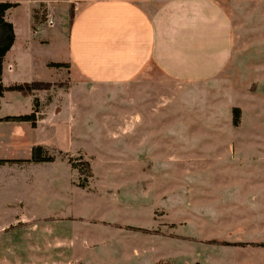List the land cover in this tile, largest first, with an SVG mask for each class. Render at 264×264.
<instances>
[{
  "label": "crops",
  "instance_id": "obj_1",
  "mask_svg": "<svg viewBox=\"0 0 264 264\" xmlns=\"http://www.w3.org/2000/svg\"><path fill=\"white\" fill-rule=\"evenodd\" d=\"M4 1L15 3V6L4 15V19L13 26L14 41L2 60V84L9 88L39 82L42 87L28 93L5 90L0 96V161L3 160L0 162V209L4 207V199L9 202L6 206L10 209L19 206L66 207L63 202L77 208L91 201L90 195L97 193L93 192L94 161L111 158L98 147L89 149L82 143L84 139L93 138L94 134L91 130L94 129L93 122L87 119L91 102L83 97L86 92L99 93L101 89L113 100H116L113 95L122 93L124 96L123 100L114 103V110L101 123L103 129H107L104 134L124 144L118 159L129 162L122 169L136 171L144 183L142 186L138 180L143 191L148 193L151 187L159 200L178 205L179 200L173 190L164 186L163 179L157 178L159 168L156 162L161 160L163 153L157 147L161 143L151 136L148 138L151 133L148 127L154 125L144 119L132 120L130 110L132 107L141 110L145 103L156 104L158 98L153 90H157L159 96L163 80L171 82L175 91L180 85H206L210 93L218 80L225 79L233 63L235 45H239L236 39L234 41L230 17L214 0H0ZM47 12L54 17L52 27L45 24ZM242 60L240 64L245 65ZM249 63L251 81L249 89L244 90L245 99L229 107L224 121L219 107L210 106L206 117L208 127L219 129L218 132L209 129L206 134L209 148L213 139L219 142L217 147H213L217 150L215 157L212 152L210 155L207 152L206 167L212 166V160L224 158L225 162L221 163L231 161L234 167L238 166L215 170L206 168V175L225 177V181L221 178L217 185L218 192H223L219 206L237 210L235 218L229 221V224H234L233 228L228 227L226 219L223 223L220 221L224 225L222 233L235 232L234 240L203 238L228 242L219 247L224 251L237 252L238 260L234 264H264V57L251 55ZM68 77L70 81L67 83ZM147 97L151 98L148 100ZM84 105L87 108H83ZM157 105L162 106V103L159 101ZM234 108L239 111L237 125L233 123ZM119 111L121 120L109 119ZM32 113V121L6 119ZM135 125H138L141 135L139 151L132 152L129 147L125 149V144L130 145V129ZM246 125L250 127L251 137L239 133L237 144L235 142L232 149L235 152L236 148L235 156H222L225 149L222 145L230 140L222 137L225 136L223 129L243 130ZM244 141L251 142L250 152L247 147L243 150ZM148 143L156 152L146 150ZM35 146H40L53 160L30 161ZM172 156L173 153L169 158ZM200 158L205 159L199 155L193 161ZM78 161H86L89 167L83 186L80 185L83 176ZM131 161H137L138 167H130ZM150 161L154 163L148 164ZM245 164L249 167H244ZM4 167L14 171L10 181H4ZM36 168H44L45 171L35 173ZM195 170L191 167L185 172L194 174ZM30 174L34 176L28 178ZM20 175L24 176L23 181L19 179ZM59 175L63 178H58ZM175 175H178L177 170ZM192 189L201 191L196 185ZM196 201L198 199H193ZM19 217L15 216L11 224L17 226L23 222ZM67 217L79 219L81 216L64 218ZM160 217L171 225V240L186 238L177 236L176 231L178 225L187 227L188 223L183 221L187 219H177L172 210L170 215ZM77 222L82 223L75 220L76 226H79ZM3 229L0 215V232ZM80 229L75 228L72 234L58 235L59 230L48 225L43 231L48 238L58 240L60 248L67 249L71 255L87 251L92 256L97 251L102 254L107 249L111 252L115 248L122 250L121 240L127 239V236L115 232L116 237L112 240H104L97 237L100 233L95 230L96 234L86 239ZM155 233L158 236L155 238L160 241V232ZM140 240L145 241L143 238ZM151 244L156 245L151 241L143 245L145 253L153 250ZM59 245L50 243L52 248ZM258 256H261L260 260ZM166 257L171 261L180 259ZM205 258L206 255L203 256V264Z\"/></svg>",
  "mask_w": 264,
  "mask_h": 264
},
{
  "label": "rangeland",
  "instance_id": "obj_2",
  "mask_svg": "<svg viewBox=\"0 0 264 264\" xmlns=\"http://www.w3.org/2000/svg\"><path fill=\"white\" fill-rule=\"evenodd\" d=\"M214 1L230 17L234 26V41L236 39L239 42L238 46L235 45L233 63L229 67L225 79L218 80L210 89V93H208L209 90L206 89V85H180L175 91L171 82L163 80L161 94L158 96L157 90H153L156 94L154 96L158 98L156 104L153 103L156 109L149 103H145V107L141 108L142 111L133 107L130 110L132 120L144 119L154 125L148 127L151 132L148 138L150 136L156 138L161 143L157 144L158 151L163 153L161 160L156 162L159 168L157 178L163 179L164 186L173 190L172 192L178 197V205H175L174 202L159 200L156 197L155 190L151 187L150 192L143 191L142 186L144 183L139 180L136 171L122 169L125 167V163L129 162L118 159V153L123 152L124 144L122 145L120 141H113L107 134H104L107 129H103L101 123L114 110V103L124 99L122 93L116 96L113 95L116 99L113 100L103 89L99 93L86 92L83 98L91 102V112L87 119L93 122L94 129L91 130L94 134L93 138L84 139L82 143L86 144L89 149L98 147L104 151L107 157L111 158V160L94 161L95 177L93 186L96 188L94 187L93 192L96 191L97 193L90 195V202L77 208H71L69 203L63 202L66 207L19 206L10 209L6 206L9 202L4 199V207L0 209L4 226V229L0 232V264H166L167 262L170 264H194L197 261L203 264L204 255H206L205 264L226 262L234 264L238 260L236 259V251H224V248L219 247L228 242L203 238V236L209 238L224 237L230 241L234 240L235 232L222 233L221 230H223L224 225H221V222L226 219L228 227L233 228L234 224H229V221L235 218L237 210L219 206V197L222 196L223 192H218L217 185L221 178L225 181V177L223 175H206V168L215 170L238 167H234V163L232 164L231 161V163L229 161L226 164L221 163L225 162V158L221 161L214 159L211 161L212 166L206 167L207 152H209V155L212 152L215 157L217 150L214 149V151L213 147L219 145L216 139H213L211 148L208 144L206 145V134L209 129L212 132L214 129H216L215 132L219 130L218 127H208L206 117L210 106L219 107L221 119L224 121L229 107L236 106V103H241L245 99L243 93H245L244 90L249 89L251 81L250 57L251 55L264 57V0ZM257 52L258 54H256ZM241 60L246 64H240ZM69 81L68 77L65 82L68 83ZM247 92L249 96V90ZM137 97L136 94V99ZM150 98L147 97L148 100ZM159 101L162 106L157 105ZM83 108L87 107L84 105ZM120 112H116L109 119L117 118L121 120ZM226 124L229 125L228 120ZM248 128L250 127L246 125L243 130L223 129L225 136L222 137L230 138V140L225 146L222 145L225 148L222 156L228 158L235 156L236 148L235 152L232 149L236 137L240 133L250 138L252 134ZM118 130L121 132V129ZM130 131L131 142L130 145L125 144V149L129 147L132 152H137L139 151L138 139L141 132L138 125L132 126ZM250 143L249 141L242 142L243 150L247 147V151L250 152ZM151 149L152 147L148 143L146 150L152 153L156 152ZM171 153H173L172 159L169 158ZM199 155L205 159L200 158L201 160L193 161ZM78 163L81 162L78 161ZM131 163L133 162L131 161ZM149 163L154 162L150 161ZM81 167L84 172H87L83 165ZM130 167L137 168V161L131 164ZM191 167L196 169L194 174L186 173L185 169H191ZM244 167L247 168L249 165L245 164ZM176 170L178 175H175ZM2 171L4 181H10L14 171L7 167H4ZM43 171H45L44 168H36L35 173ZM147 172L150 171L147 170ZM59 173L64 174L61 171ZM225 175L230 176L231 174ZM33 176L30 174L28 178ZM58 178H63V176L59 175ZM19 179L23 181L25 178L20 175ZM138 180L141 182V188ZM194 185L198 186V190L201 191L194 192L192 189ZM50 193L52 194V192ZM169 199L171 198L169 197ZM193 199H198V201L193 202ZM171 210L177 219H187L183 220L188 223L187 227L178 225L176 231L177 236H185L186 238L170 239L169 229L171 225L166 223L165 218L160 217V215H170ZM75 215L81 217L79 219L64 218ZM15 216H20L19 218L23 221L19 222L17 226L11 224ZM65 220H67L66 223ZM75 220L82 223L77 222L79 226H76ZM162 221L164 224L162 223L161 226ZM120 222L125 224L121 225ZM48 225L52 229H58V235L72 234L75 232V228L80 229L83 227L80 230L86 239L95 235V231H97V233H100L97 237L104 240H112V237H116L115 235L118 232V235L127 236L129 241L127 239L125 241L121 240L122 250L115 248L111 252L107 249L108 252L105 250L100 254L97 251L92 256L87 251L71 255L68 254L67 249L60 248L58 240L48 238V234H44L46 232L43 229ZM118 228L121 229L118 230ZM156 231L160 232L159 239L162 244L155 238L158 237ZM150 237H152V240H149ZM142 238L145 241L140 240ZM148 241L156 245H149L153 250L145 253L143 245ZM50 243L59 246L52 248ZM156 254L160 255L156 256ZM166 256L180 259L171 261ZM189 257L191 259H181ZM258 259L260 260L261 256H258Z\"/></svg>",
  "mask_w": 264,
  "mask_h": 264
},
{
  "label": "trees",
  "instance_id": "obj_3",
  "mask_svg": "<svg viewBox=\"0 0 264 264\" xmlns=\"http://www.w3.org/2000/svg\"><path fill=\"white\" fill-rule=\"evenodd\" d=\"M15 6V3H11L8 1L0 2V96L3 94L5 90H17L23 93H28L33 89L41 88L42 84L39 82H32V83H24L21 85H16L12 86L9 88H6L2 84L1 80V74H2V60L6 52L9 50L11 47L13 41H14V31H13V26L10 22L6 21L4 19L5 12ZM52 65H57V66H62L63 64L60 63H52ZM6 119H11V120H20V121H32L34 119V113L30 115H23V116H18V117H6ZM239 121V111L234 108L233 109V123L234 125H237ZM53 157L47 155L44 153V150L40 146H35L32 148V156L30 158V161L33 162H48L52 161ZM1 160L0 162H2ZM86 168L87 172H84L81 168L82 165ZM79 170L81 173H83V178L80 181V185L83 186L85 185V182L87 180V176L89 175V167L88 163L82 162L78 164Z\"/></svg>",
  "mask_w": 264,
  "mask_h": 264
},
{
  "label": "built area",
  "instance_id": "obj_4",
  "mask_svg": "<svg viewBox=\"0 0 264 264\" xmlns=\"http://www.w3.org/2000/svg\"><path fill=\"white\" fill-rule=\"evenodd\" d=\"M45 24L48 26V27H52L54 26V17L52 15L51 12H47L46 13V16H45Z\"/></svg>",
  "mask_w": 264,
  "mask_h": 264
}]
</instances>
